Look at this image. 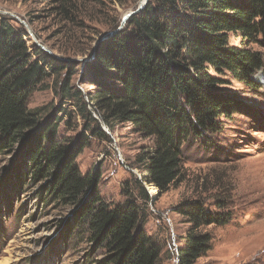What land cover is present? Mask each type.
Returning a JSON list of instances; mask_svg holds the SVG:
<instances>
[{"label":"trees","instance_id":"1","mask_svg":"<svg viewBox=\"0 0 264 264\" xmlns=\"http://www.w3.org/2000/svg\"><path fill=\"white\" fill-rule=\"evenodd\" d=\"M57 1L68 15L65 5L80 0ZM233 37L240 47L231 44ZM251 45L264 50V0H150L84 65L95 87L86 94L73 87V71L60 79L66 63L47 54L35 60L23 33L0 17V155H14L0 178V194L10 199V191L23 190L29 180L37 187L40 207L71 209L67 221L60 222V236L85 239L91 245L90 264H160L161 246L141 228L138 204L104 200L100 172L84 175L77 160L92 140L109 138L104 126L113 133L131 124L153 141L140 160L148 183L161 193L182 183L185 146L192 139L207 146L223 132L222 119L245 108L236 94L225 91L221 77L229 73L255 86L264 58ZM53 76L61 80L56 82L60 96L73 101L83 121L75 139L59 136L63 121L58 116L69 117L66 127L72 130L75 112L45 113V108L27 106L36 87ZM142 197L151 202L144 189ZM177 212L193 225L178 264H196L210 248L205 228L232 220L230 213L211 212L203 200L188 201Z\"/></svg>","mask_w":264,"mask_h":264},{"label":"rangeland","instance_id":"2","mask_svg":"<svg viewBox=\"0 0 264 264\" xmlns=\"http://www.w3.org/2000/svg\"><path fill=\"white\" fill-rule=\"evenodd\" d=\"M141 1L80 0L75 6L65 5L67 15L57 0H0V17L23 33L35 60L47 54L66 63L60 79L73 71V87L89 94L95 87L88 83L84 65L92 61L101 38L117 31L124 16L138 9ZM231 44L241 46L236 37ZM37 48L43 52L39 57L34 56ZM250 48L264 58L263 49ZM221 80L225 91L236 94L245 108L230 119L223 118V132L207 146L198 139L185 146V179L168 192L148 183L145 161L140 160L152 150L153 141L131 124L115 127L113 133L104 126L109 138L92 140L77 160L84 175L100 172L104 200L138 204L141 228L161 246L160 264H178L179 250L193 225L177 210L196 200H203L211 212L232 216L225 226L205 228L211 244L196 264H264V70L254 75V87L237 82L229 73ZM60 81L53 76L38 85L27 106L45 108V113L75 112L77 128L72 130L66 127L69 117L58 115L63 121L59 136L75 139L83 121L73 101L60 96L56 89ZM13 159L14 155H0V178ZM143 189L151 202L142 197ZM40 205L37 187L29 180L23 190L12 189L10 199L0 194V264H90L91 245L85 239L73 234L65 241L60 236V222L67 221L71 209Z\"/></svg>","mask_w":264,"mask_h":264},{"label":"water","instance_id":"3","mask_svg":"<svg viewBox=\"0 0 264 264\" xmlns=\"http://www.w3.org/2000/svg\"><path fill=\"white\" fill-rule=\"evenodd\" d=\"M148 3H149V0H142L141 4L138 7V9H136L135 11H132V12L128 13L126 16H124V18L122 20V23H121V26H120V28L117 31L112 32L111 34L101 38V40L98 43H101V42L107 40L108 38L114 36L116 33H119L121 30H123L124 27L126 26L128 20L130 18H132L133 16H135V15L139 14L140 12H142L143 9L147 6ZM95 54H96V49L94 50V53H93V56H92V60H94Z\"/></svg>","mask_w":264,"mask_h":264},{"label":"bare ground","instance_id":"4","mask_svg":"<svg viewBox=\"0 0 264 264\" xmlns=\"http://www.w3.org/2000/svg\"><path fill=\"white\" fill-rule=\"evenodd\" d=\"M153 190H155V188Z\"/></svg>","mask_w":264,"mask_h":264}]
</instances>
